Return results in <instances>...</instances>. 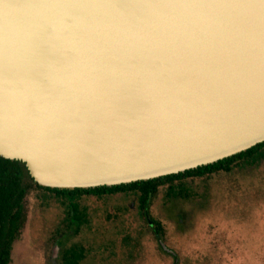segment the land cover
Segmentation results:
<instances>
[{
    "label": "water",
    "instance_id": "water-1",
    "mask_svg": "<svg viewBox=\"0 0 264 264\" xmlns=\"http://www.w3.org/2000/svg\"><path fill=\"white\" fill-rule=\"evenodd\" d=\"M261 142L264 0H0V156L38 185L146 181Z\"/></svg>",
    "mask_w": 264,
    "mask_h": 264
},
{
    "label": "rangeland",
    "instance_id": "rangeland-1",
    "mask_svg": "<svg viewBox=\"0 0 264 264\" xmlns=\"http://www.w3.org/2000/svg\"><path fill=\"white\" fill-rule=\"evenodd\" d=\"M247 169L232 172L230 194L223 191L227 183L213 186L212 202L204 208L192 197L158 195L150 217L163 229L175 263L173 256L157 251L153 223L150 228L143 224L136 199L124 193L80 200L88 206L76 213L86 217L72 220L71 228L60 234L57 255L51 258L55 242L47 239L69 222L53 205L41 206V193L32 191L24 202L26 222L12 244L9 264H63L68 246L73 259L84 255L79 264H264V164L254 169L248 164ZM189 209L194 212L187 220L184 212Z\"/></svg>",
    "mask_w": 264,
    "mask_h": 264
},
{
    "label": "trees",
    "instance_id": "trees-1",
    "mask_svg": "<svg viewBox=\"0 0 264 264\" xmlns=\"http://www.w3.org/2000/svg\"><path fill=\"white\" fill-rule=\"evenodd\" d=\"M248 164H251L252 169L264 164V142L212 164L199 166L177 174L111 187L57 189L38 185L30 176L23 162L0 156V264H9L10 262L12 244L26 222L24 202L26 196L32 191L41 193L39 195L41 206L53 205V208L60 211L63 218L69 222L58 227L50 234L47 240L51 243L56 242L65 229L71 228L72 220L86 217L85 214L82 216L81 213H76L77 209L87 208L88 206L86 204L80 205V200L88 199L91 196L106 200L107 197L114 196L117 193L131 194L136 199L137 211L143 224L150 228L146 215L153 223L152 234L155 248L159 253L172 258V255L165 253L157 243L156 232L164 242H166V239L161 226L150 217V206L158 195L162 193L163 198L166 199L192 197L198 207L210 206L213 197V186L227 183V189L223 191L230 194L235 181L232 172H245L248 170ZM193 212L192 209L184 212L187 220L193 217ZM76 232L78 230H75L73 234H76ZM70 249L73 248H70V246L64 248L63 264H68L69 261H71L70 264H79L84 255L80 254L78 259H73V255L69 254ZM78 249H82V246L79 245Z\"/></svg>",
    "mask_w": 264,
    "mask_h": 264
}]
</instances>
